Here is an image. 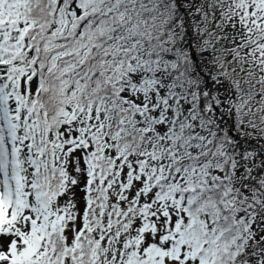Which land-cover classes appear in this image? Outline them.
Masks as SVG:
<instances>
[{
  "label": "snow or ice",
  "instance_id": "obj_1",
  "mask_svg": "<svg viewBox=\"0 0 264 264\" xmlns=\"http://www.w3.org/2000/svg\"><path fill=\"white\" fill-rule=\"evenodd\" d=\"M0 264H264V0H0Z\"/></svg>",
  "mask_w": 264,
  "mask_h": 264
}]
</instances>
